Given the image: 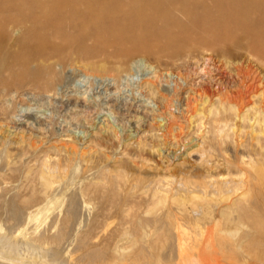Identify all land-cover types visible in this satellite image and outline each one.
<instances>
[{"label":"bare ground","instance_id":"1","mask_svg":"<svg viewBox=\"0 0 264 264\" xmlns=\"http://www.w3.org/2000/svg\"><path fill=\"white\" fill-rule=\"evenodd\" d=\"M238 34L246 46V54H248L246 60L226 61L224 74L226 78L224 79H227V82H218L214 89L211 88L212 91L207 87L201 88L200 91L204 97L200 98V104L198 100L190 102L193 98H187L188 102L184 109L186 113L192 111L190 112L192 117L199 115L200 119H205L208 124V130L200 136L199 144L193 143L196 146V150L193 151L202 153H200V166L204 168L205 174L201 179L192 181L188 174L190 170L185 171L184 177L180 178L179 175L178 179L165 175L174 168L172 165L176 164L165 160L166 157L161 155L160 147H151L153 154L162 159L160 161L162 164H159L161 166L152 168L132 164L137 174L132 178L133 180L131 179L133 184L131 182V186L124 189L127 172L125 174L119 169L110 171L95 164L96 159L94 160L92 153V147H95L92 145L93 139H114L118 142L121 137L117 134V129L114 130L111 124L104 121L94 138L87 143L88 146H81L83 148H80L79 144L77 145L69 136L53 143H47L48 140L45 138L46 143L50 145L45 144L46 147L43 148L41 144L43 141L38 143L29 136L21 133L17 135L18 132L16 138H10L7 134L0 135V193L17 175H22L26 183L24 188L28 192L23 194L20 202L25 207L29 206L35 203L38 197L45 198L44 195L48 191L62 188L63 179L69 178L70 169L76 163L80 164L85 172V180L90 179L83 191L87 193L88 189L94 187L93 191L100 194L104 211L108 213L104 222L108 223L109 219L117 217L120 220L119 223H122L121 226H125L111 230L109 234L117 233L123 237H130L131 246L129 244L130 249L126 248L128 245L125 248L114 247L110 257L106 249L98 245L86 247L85 240H77L72 246L77 252L74 264H122L128 257L134 263L137 260L146 263L150 248L155 246H153L154 243H149L151 246L141 244L134 249L137 237H146L145 228L149 229L147 226L150 222L143 220L139 215L141 206L136 208L139 203L136 204L134 200H130L131 197L134 199L136 193L144 195L149 207L141 213L144 217H146L145 214H150L151 209L157 206L164 207V210L161 209L160 218L165 217L164 219L169 223L168 233L174 240V248L179 256L180 253H186V255L182 254L186 258H182L181 264H264V72H262L264 69V0H0V115L8 109L7 106L13 95L19 89H30L40 95L53 92L55 85L61 82L62 73H65L63 69L76 65L74 63L76 57L87 59L85 62H88L90 61L88 58H93L95 55L116 58L114 56H131L139 52L165 51L178 54L197 45H212L224 51L225 49L222 48L227 42L235 41ZM236 40L238 42L239 39ZM242 42L240 41L241 44ZM240 47L242 49L241 45ZM110 48L113 51H110ZM84 60H81V67L85 70L102 74L108 69L105 70L102 65L91 64V61L84 63ZM253 63L258 64V67H255L256 64ZM133 72L132 69L124 70L121 66H116L112 70L113 74H105H112L111 79L114 85L118 86L117 83L119 84L121 79L135 75ZM130 79L133 81V77ZM160 79V74L154 71L151 77L139 82L135 81L138 83L135 84L136 87L133 86L139 98H144V103L156 104V109L146 110L143 113L144 118H150V124L137 130L134 146L137 151L146 150V145L149 146V143L145 142L148 139H155L158 143L165 144L167 142L165 137L172 136V132H175L173 135L178 134L177 131L183 134L181 123L178 124L171 109V97L169 98L168 92L165 93L160 89ZM221 86L222 88L230 86L231 90L237 89L235 91L238 100L224 97L225 94L222 97L218 95L217 92L219 93ZM195 102H198L200 107L194 106ZM78 103L79 100H76L74 106ZM158 117L165 120L163 130L160 128L161 125L155 122ZM236 123H239L242 128H239L242 130L241 134L243 129H249L248 138L240 143L233 136L232 129L234 130ZM198 125L197 128H199ZM226 145H230L234 150L235 154L232 157L226 156L228 159L225 158L221 164L212 163L206 158L209 157L206 153L210 150L220 149L221 151ZM44 151L53 152L54 156L45 155L39 158V154ZM28 156H37L39 165L33 167L34 164H22L23 158ZM184 163L179 162L178 169L181 167L182 170H186L187 164L184 165ZM218 167L226 170L227 173L215 174L214 170ZM182 170L177 175L180 172L185 173ZM91 172L99 173L96 178L94 177L95 181L92 175L87 178ZM138 183L144 184L143 187H139ZM16 188L18 189V186ZM77 193L79 194V191ZM74 194L76 195V192ZM66 197L68 198V195ZM77 197L80 199V194ZM67 198V216L64 214V217L56 218L57 229L55 228L54 232L40 228L32 232L35 246H20L15 249L12 245L0 242V264H53L51 261L55 254L45 252L41 254L39 251L47 245L58 246L61 243L68 234L67 228L70 226L68 224L79 219L80 206H83L75 198H70L69 202ZM82 204H84L83 201ZM157 214L155 211L154 215ZM78 221L81 222L80 219ZM163 234V228H157L153 237L163 236ZM143 237L142 239H145ZM188 240H190L189 243ZM156 246L160 248V251L162 247ZM126 249L130 253H127ZM55 253L57 255L60 251L56 249ZM162 258L165 259L163 255ZM170 261L167 262L171 264L175 262ZM163 263L166 262L163 261Z\"/></svg>","mask_w":264,"mask_h":264},{"label":"rangeland","instance_id":"2","mask_svg":"<svg viewBox=\"0 0 264 264\" xmlns=\"http://www.w3.org/2000/svg\"><path fill=\"white\" fill-rule=\"evenodd\" d=\"M236 39H239L238 42ZM234 40L235 41L233 42H230V41L227 42V44L222 48V49H225L224 51L223 50L221 51L219 47L217 48L212 45H199V46L197 45L194 47H189L186 50L178 54H171L169 52L160 51V52H157L159 54L139 52L141 54L136 53L131 56L130 55L114 56L117 59L111 58V57H105V56L104 58L103 55H99L98 57L97 55H95V57L93 58H88V60L90 59L91 64L100 65V66L102 65V67L105 70L108 68L107 69L108 72L105 71V73H112V70L116 66H121L124 70H128L129 68L135 72V73L133 72L135 75H132L133 81L132 79H130L132 77L123 79V80L121 79L119 84L117 83L118 86H115L114 81H112L111 79L112 78L111 75L113 73L112 74L102 73L104 74L102 75V74H98L96 71H93V70H85L81 67V63L84 59H81L80 57H76V59L74 60V63H76V65H74L73 67L68 66L66 67L65 70L63 69L65 73H62V79L60 80L61 82H58L55 85L54 89L52 90L53 92H50L49 94L40 95L30 89H26V90L19 89L17 93L13 95V98L9 106H7L8 109L2 115H0V133H1L0 135L7 134L10 138L11 137L16 138L18 137L16 136L18 132L17 135L21 133L22 135L29 136L31 137L32 140L38 141V143L43 141L41 143L43 148L50 145L47 143H53V141L56 142L61 138L69 136L77 143V145L79 144L78 146H80V148H83V147L88 146L87 143L90 141V139L94 138L95 133L99 130L98 128H100V126L105 121V122H108V124H111L114 130L117 129L116 130L118 132L117 134H119V136L121 137H119L118 142H116L114 139L112 140L111 139L101 140L100 138L93 139L94 144L92 145L95 147H92V153L94 156V160L96 159V162H97V163L95 162V164L101 165L102 168L104 167L108 170L110 169V171L119 169L121 171H124L125 174L127 172L126 174L127 181L125 185L123 186L124 189L131 186L130 183L133 180L132 178H134V176H136L137 174L132 164H139V165H143L144 167L151 166L152 168L161 166L159 164H162L160 163L162 159L158 157L157 155L153 154L152 150H150L151 147L153 148L160 147L159 149L161 150V155H165L166 157L165 160H168L171 164H176V165H172V167L174 168L173 169L171 168V170H169L168 172L164 170V172H166L165 175L168 174V176H172L171 178L178 179L179 175H180V178L184 177L186 172L190 170L188 172V174L190 175V179L192 181H198L204 176L205 171H204V168L200 166L202 153L197 152V151L194 152L196 150V146H194V144L196 145L199 144L198 142L201 141L200 136L203 135L208 130V124L205 119H200L199 115H197V117L196 115L192 117L191 116L192 111H189L188 113H186L184 109H186V103L188 102L187 101L188 99L193 98V100L190 102H194L198 100L200 104L201 102L200 98L204 97L202 95V91H200L202 90L201 88L207 87L209 88V90L212 91L214 89L213 87L218 82L220 81L225 82V83L227 82V79H224L226 78V76L224 75L226 73V68H225L226 61L242 62L243 60H246V58L248 57V54H246V46L244 42H242L243 40H241L240 34H238V36H236ZM240 41L242 42V44L240 43ZM239 44L242 46V49ZM233 46H238V47H233ZM110 51H113V49L110 48ZM85 61H87V59L84 60V63L90 62V61L88 62H85ZM253 64H256V63H253ZM255 67H258V64H256ZM154 71H156L161 76V79L159 82L160 89H162V91L165 93L168 92L167 94L169 95V98L171 97L170 100L172 99L171 109H172L174 116L176 117V121L178 122V124L181 123L180 124L182 128L181 132H183V134H181L180 131L179 132L177 131L176 133L178 134L173 135L175 134V132H172L171 134L172 136L167 135L165 137V139H167L166 140L167 142L165 144H160L161 142L158 143L157 140L155 139H151V140L148 139L147 142H145L146 144L149 143V146L146 145V150L137 151L134 148L135 143H136L135 140L137 139V134H138L137 130L138 128L141 129L140 127H144L145 125L148 126L150 124V118L149 119L144 118L143 113L146 110L156 109V104L153 102H151L150 104L144 103L143 101L144 98H139L138 93L135 91L136 90L135 84H137L139 80L141 81V80L151 77ZM262 72H264V69L262 70ZM109 75L111 77H109ZM135 81H138V82H135ZM134 85L135 87H133ZM222 87L223 86L220 87L221 89L219 93L217 92L218 95L222 97V95L225 94L224 97L226 96V97H229V99L238 100V95H236L237 89L231 90L232 88L230 86L229 87L224 86V88ZM119 90L120 92H118ZM197 92L199 93V95ZM84 99H86L87 101ZM76 100H79V103L76 106H74V102ZM198 102H195L194 106L199 105L197 104ZM36 119H38V121ZM155 120H156L155 121L156 124L161 125L160 128L161 130H163V125L165 123L164 122L165 120L161 117H158ZM197 125L199 126V128H197ZM239 128L242 129L240 124L236 123V125L234 126V130L232 129V131H233L234 139L240 143L248 138L249 129L248 128L243 129V133L241 134L242 130H240ZM42 134L44 137L42 136ZM240 134L242 135V137L240 136ZM41 137L43 139H40ZM195 137H197L199 140ZM45 138L48 140V142ZM190 139H193V140L191 141ZM96 140L98 143L96 142ZM187 147L189 148L186 149ZM214 150L215 149L210 150L208 153H206L209 155H206V154L204 155L209 156L206 158L209 159L212 163H217V164H221L223 160H225L226 156L229 158L235 154L234 150L232 149L230 145H226L224 149L221 151L220 149H216V151ZM171 151H172V154H171ZM51 154H53V152L44 151L40 153L38 157L43 158L45 155H49L53 157L54 154L53 155ZM34 157L35 156H28L26 158L24 157L22 160V164L24 163H27V165L34 164L33 167H36L37 165H39L40 161H37L39 159L37 156L35 158ZM180 157H182L183 159ZM193 158L194 160H191ZM179 162L180 163L185 162L184 165L187 164L186 170H182L181 167H179L178 169V166H180ZM218 169L214 170L215 174L216 173L225 174V172L227 173V171L226 170L224 171V169H222L221 167H218ZM180 170H182V172L183 171L184 172L186 171V172L185 173L180 172V174L177 175V173ZM84 173L85 172H83V169L80 166V164L76 163L74 167L70 169L68 173L69 178L63 179V182L67 184L63 183L64 186H62V188H56V191H54V189L48 191L44 195L45 198L38 197V200L35 201V203H32L31 205L26 206V207L21 204L20 198L23 196V194H26L28 190L24 188L26 183L24 182L23 176L17 175L13 180L10 181L11 183L9 182L5 190L0 193V242H5L9 245H12L15 247V249H18L20 246H33V245L35 246V241L33 239L32 232L38 228L46 229V230L49 229L51 232L53 230L55 231V228L57 229L56 218L58 216L64 217V214H66L68 210V203L66 202V198H67L66 196L68 195V198H67L68 202L70 198L73 197L79 202V204L81 203V205H83V206H80L81 209L79 210V214L81 213L79 215V219L81 220V222L78 221L79 219H77L76 222L79 225H77L75 221H71L70 222L71 224H68L70 225L68 226L69 229L73 228L71 229L72 232L67 228L68 234L66 237L63 238V240L58 246H56L55 244L47 245L42 249V251H39L41 254H44V252L55 254L54 257H52V261H51L53 264H74V258L77 252L73 250L72 246L77 240L79 241L85 240L84 242L87 243V245L85 244L86 247H89L90 245H98L99 247L106 249L110 257L112 256L111 251L114 247H117V248L124 247L125 248L127 245L129 246V244L131 246V243L129 242L130 237L128 236L123 237L122 235H119L117 233L109 234L111 230L121 229L122 227H125V226H121L122 223H119L120 220H118L117 217H113L115 219L113 218L109 219L108 223H106L107 221L104 222L105 216L108 214L107 212L104 211V206H103L104 203L100 199V194L96 191H93L94 187H91L90 189H88L87 193L84 192L85 186L86 184L89 183L88 181L90 180V179L85 180ZM95 173L93 174V172H91V174H89L87 178H90L91 175H92L91 176L92 179H94V177L96 178V176L99 173L97 174ZM131 184H133V182ZM143 185L144 184L138 183L139 187H143ZM17 186H18V189L16 188ZM75 187H77L76 190H75ZM19 188H22V189L20 190ZM74 191L76 192V195L74 194L75 193ZM78 191L80 194V197H79L80 199H78L77 197L79 195L77 193ZM86 194L87 196H90V197L88 198ZM137 194L139 196H137ZM82 195H84V197ZM139 197L141 198L139 199ZM81 199L84 204H82ZM130 200L131 201L134 200L136 204L139 203L136 206V208L141 206L139 208V213H140L139 215L141 216L143 220L150 221L148 223L149 226H147V228L149 229L145 228L147 232V234L145 235L146 237L138 236L137 241L135 242V245H134V249L138 248L141 244H145L146 246H151L150 244L154 243L153 246L155 247L153 246L152 247L156 249L153 250V248H150L151 250L149 251V255H148L149 257L146 263L155 264L156 262V264H159L160 262L161 264V260L164 259L162 258V255H163V257H165L166 260L168 258L167 260L168 262L171 260L172 262L175 261L172 264H175V263L181 264L182 258H186L185 256H182V254L186 255V253H180L181 255L179 256L178 251L176 250V248H174L175 247L174 240H172L173 239L172 236L168 233L169 223H167V221L164 219L165 217L160 218V216H162L161 209L164 210V207L162 206L163 207L162 208L161 206H157L151 209L150 214L149 213L145 214L146 217H144V214H141V213L145 212V210L149 208L147 207V203H146V199L144 195L142 194L140 195L139 193H136V196L134 197V199L133 197H131ZM41 206L43 207L40 208ZM155 211H156V214L157 213L159 214V216L158 214L156 216L154 215ZM149 216H153V217L147 218ZM74 227L76 228L74 229ZM157 228H163V231H164L163 236L153 237L155 235V231L157 230ZM74 230L75 232H73ZM85 232L86 233L88 232L89 234H86ZM142 237L145 239H142ZM153 240H155V242H153ZM187 242L189 243L190 240H188ZM156 245H159V247L160 246L162 247L160 250L161 252L159 251L160 248H158ZM165 245H168V246H165ZM128 246L126 248L130 249V246L129 247ZM173 248L175 249L174 251H173ZM56 249L60 251V253H57V255L55 253ZM14 252H19V251L14 250ZM127 253H130L129 250L127 251ZM227 253L230 254L229 252ZM158 257L159 259L160 258L162 259H160L159 261ZM150 258L152 259L150 260ZM14 259H16V256H14ZM165 259L162 260V264H164L163 261L166 262L165 264H171V263H168ZM152 260L154 263L151 262ZM132 261L133 260L128 257L126 258L125 262H123L122 264H136V263L146 264L142 260H141L142 263L139 260H137V262L135 261V263Z\"/></svg>","mask_w":264,"mask_h":264}]
</instances>
